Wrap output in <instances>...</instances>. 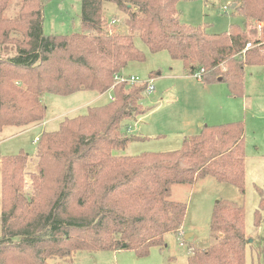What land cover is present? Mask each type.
I'll return each mask as SVG.
<instances>
[{"label": "trees", "instance_id": "trees-1", "mask_svg": "<svg viewBox=\"0 0 264 264\" xmlns=\"http://www.w3.org/2000/svg\"><path fill=\"white\" fill-rule=\"evenodd\" d=\"M178 2L81 0L83 33L46 36L45 0H19L13 18L6 16L12 0H0V133L42 124L45 94L113 93L109 103L41 135L29 197V156L21 151L2 159L0 264H52L78 251H133L146 258L184 227L187 205L169 200L174 185L212 176L246 194L242 122L204 126L177 151L116 155L140 140L128 137L124 126L145 114L147 85L115 80L131 62L146 60L136 36L151 53L166 51L191 75L201 74L205 84L228 82L232 96L245 94L247 68L264 67V0H240L245 26L219 34L182 24ZM110 7L125 15V32L110 26ZM245 215L242 205L216 203L210 231L217 243L194 249L188 264H246Z\"/></svg>", "mask_w": 264, "mask_h": 264}, {"label": "rangeland", "instance_id": "rangeland-1", "mask_svg": "<svg viewBox=\"0 0 264 264\" xmlns=\"http://www.w3.org/2000/svg\"><path fill=\"white\" fill-rule=\"evenodd\" d=\"M114 7L106 11L110 23L117 19L116 25L110 26L115 32H125V15ZM238 7L240 0H179L178 19L186 26L219 34L229 31L232 26H245L246 20ZM18 11L19 0H12L6 16L16 17ZM81 15V0H45L44 34L71 36L83 33ZM135 44L144 52L146 60L143 63L131 62L123 76L126 79L139 78L141 82L154 78L155 91L145 93V114L124 126L128 137L140 140L131 141L116 155L131 157L177 151L182 148L185 138L198 135L204 126L242 122L245 126L246 194L241 195L236 187L219 183L212 176L199 180L193 186L176 184L171 189L169 200L187 205L185 229L179 235L167 234L165 244L153 247L148 257L139 258L133 251H78L72 258L49 262L188 264L194 249L205 250L217 243V239L211 236L210 222L216 203L226 201L245 207L246 264H264V207L260 206L264 200V67L247 68L245 94L232 96L228 82L205 84L191 75L181 61L173 60L168 52L151 53L138 36ZM111 97V91L102 95L91 91L71 96L45 94L42 102L47 108V115L42 124L28 128H4L0 133V217L2 159L18 155L21 151L29 156L25 171V193L29 197L32 178L37 174L38 140L41 135L57 131L65 118L84 115L89 107L109 103ZM256 219L259 224H256ZM185 233L192 235L186 237Z\"/></svg>", "mask_w": 264, "mask_h": 264}, {"label": "built area", "instance_id": "built-area-1", "mask_svg": "<svg viewBox=\"0 0 264 264\" xmlns=\"http://www.w3.org/2000/svg\"><path fill=\"white\" fill-rule=\"evenodd\" d=\"M114 23H115V21L112 22V24H114ZM251 47H252V45L249 44V45L247 46V49H249V48H251ZM196 76L198 77V79H199L201 82L203 81L202 78H201V74H197ZM115 80H116L117 83H130V84H138V85L146 84V85H147V90H146V92H148L149 94H151V93H153V92L155 91V87H154V85H153V83H154V79H153V78L150 79L148 82H141V80H140L139 78H134V77H132V78H130V79H126L123 75H117V76L115 77Z\"/></svg>", "mask_w": 264, "mask_h": 264}, {"label": "crops", "instance_id": "crops-1", "mask_svg": "<svg viewBox=\"0 0 264 264\" xmlns=\"http://www.w3.org/2000/svg\"><path fill=\"white\" fill-rule=\"evenodd\" d=\"M235 7V6H234ZM115 21V23L114 24H112V25H116V23H117V19L115 18V19H113L112 20V22H114ZM154 79V78H153ZM155 81V80H154ZM111 94H112V97H111V99H110V101H112L113 100V93H112V91H111ZM201 131V130H200ZM183 229H185L184 227H183ZM190 235H192V234H186L185 233V236L186 237H188V236H190Z\"/></svg>", "mask_w": 264, "mask_h": 264}, {"label": "water", "instance_id": "water-1", "mask_svg": "<svg viewBox=\"0 0 264 264\" xmlns=\"http://www.w3.org/2000/svg\"><path fill=\"white\" fill-rule=\"evenodd\" d=\"M220 81H222L221 79H219Z\"/></svg>", "mask_w": 264, "mask_h": 264}]
</instances>
